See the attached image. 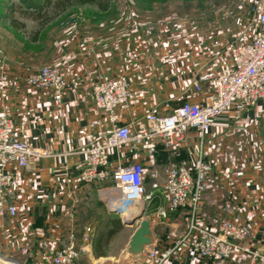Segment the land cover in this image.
Segmentation results:
<instances>
[{"label":"crops","instance_id":"obj_1","mask_svg":"<svg viewBox=\"0 0 264 264\" xmlns=\"http://www.w3.org/2000/svg\"><path fill=\"white\" fill-rule=\"evenodd\" d=\"M247 4L249 8L250 0ZM256 25L255 19V28ZM224 37L229 38L226 31L210 29L209 25L182 31L178 48L168 37L163 64L155 69L163 74L152 72L149 77L170 87L168 94L133 88L130 110L122 113L121 123L135 128L136 122L153 110L161 114L171 111V103L158 108L148 104L158 97L163 102L205 99L212 85L203 82L197 91L194 81L199 73L215 70L226 61L212 45L215 39ZM204 48L209 49L207 56L201 53ZM72 66L75 73L64 93L62 109L54 105L50 90L29 84L26 77L6 76L0 81V106L5 101L10 104L19 137L52 153L36 158L29 168L17 169L19 187L13 195L17 215H7L0 227V264H5L1 258L18 264H53L54 251L71 235L78 247H84L79 260L85 259L87 264L148 263L146 255L134 258L125 253L137 224L124 223L123 206L122 213L108 206L105 195L112 189L111 182H85L81 178L85 157L78 132L88 121L101 118L87 77L88 73L98 72V68L94 63L83 62H73ZM161 75L162 79L158 77ZM23 120L26 124L21 126ZM198 151V138L192 129H187L185 138L173 149L159 146L150 152L127 145L113 152L115 160L140 161L145 167L148 185L142 207L153 239L146 251H162L174 245L191 222L189 208L160 217L157 210L165 200L152 191L150 184L166 176L170 162L191 165ZM202 151L212 170L196 223L212 230L224 218L246 224L251 231L249 247L264 251V99L248 110L233 109L218 115L205 135ZM247 259L248 255L238 253L223 264H245ZM162 264L215 263L182 245Z\"/></svg>","mask_w":264,"mask_h":264},{"label":"built area","instance_id":"obj_2","mask_svg":"<svg viewBox=\"0 0 264 264\" xmlns=\"http://www.w3.org/2000/svg\"><path fill=\"white\" fill-rule=\"evenodd\" d=\"M249 10L257 25L248 41H213L212 45L226 61L215 70L197 75L194 81L197 91L201 90L203 82L212 85L211 93L202 101H183L166 114L149 112L132 128L130 124L121 123V115L130 110L133 99L129 81L106 74L89 79L91 97L101 118L90 120L79 129L78 140L85 157L80 175L85 182H111L112 189L105 195L110 208L122 213L121 205L131 200L142 206L147 192L143 163L115 160L114 151L127 145L150 152L159 146L173 149L185 138L187 129H192L198 138L199 151L191 165L170 162L166 176L150 184L152 191L165 200L157 210L160 217L189 208L191 222L174 245L162 251L145 250L142 255L149 259L145 264H162L182 245L215 264H223L238 253L248 255L245 264H264V251L249 247L248 225L224 218L218 228L212 230L195 221L212 170L202 149L213 120L229 110H248L264 99V0H250ZM201 53L207 56L209 49L204 48ZM70 75L57 66L46 65L31 73L27 80L37 88L50 90L54 105L62 109ZM25 124L26 121L21 122V126ZM51 154L22 140L7 108L0 112V227L7 215H17L13 202L19 187L17 169L29 168L36 158ZM83 250L71 235L54 251L52 262L76 264Z\"/></svg>","mask_w":264,"mask_h":264},{"label":"rangeland","instance_id":"obj_3","mask_svg":"<svg viewBox=\"0 0 264 264\" xmlns=\"http://www.w3.org/2000/svg\"><path fill=\"white\" fill-rule=\"evenodd\" d=\"M17 1L0 0V81L6 76L28 79L41 67L54 65L71 74L70 84L75 73L73 62H83L94 63L98 68V76L96 72L88 73L89 79L106 74L130 81L132 93L135 88L167 95L170 87L162 80L157 82L149 77L152 72L163 74L155 69L163 64L164 43L168 37L178 48L182 31L209 25L210 29L226 31L229 38L222 40L242 43L255 30L249 0H110L105 11L92 4H71L60 9L51 6L48 8L51 19L43 24L40 19L21 17L15 12L19 21L25 23L24 28L16 29L10 26L6 11ZM158 77L162 79V75ZM162 100L158 97L148 104L158 108L171 103L173 109L181 103ZM5 108L17 123L7 101L1 103L0 112ZM147 177L144 176L146 185ZM1 259L5 264H18ZM76 264H87V261L78 259Z\"/></svg>","mask_w":264,"mask_h":264},{"label":"trees","instance_id":"obj_4","mask_svg":"<svg viewBox=\"0 0 264 264\" xmlns=\"http://www.w3.org/2000/svg\"><path fill=\"white\" fill-rule=\"evenodd\" d=\"M71 4H92L102 11H105L109 8L110 0H18L16 3L10 4L8 13L9 23L16 29L25 27V23L19 21L14 15L15 12H18L21 17L40 19L43 24L51 19L48 10L49 7L53 6L56 9H60L65 7V5Z\"/></svg>","mask_w":264,"mask_h":264},{"label":"water","instance_id":"obj_5","mask_svg":"<svg viewBox=\"0 0 264 264\" xmlns=\"http://www.w3.org/2000/svg\"><path fill=\"white\" fill-rule=\"evenodd\" d=\"M111 210L118 211L114 208H111ZM144 211V207H141L138 212L132 213L129 216H123L125 224H137V229L132 234L128 247L125 250L126 254L134 258L140 257L153 242L151 225L149 220L144 218Z\"/></svg>","mask_w":264,"mask_h":264},{"label":"bare ground","instance_id":"obj_6","mask_svg":"<svg viewBox=\"0 0 264 264\" xmlns=\"http://www.w3.org/2000/svg\"><path fill=\"white\" fill-rule=\"evenodd\" d=\"M139 205L140 204L138 202L132 201V200L122 204L121 206H123V209H124V216H129L132 213H134L133 211H138ZM11 262H14V261H11Z\"/></svg>","mask_w":264,"mask_h":264}]
</instances>
